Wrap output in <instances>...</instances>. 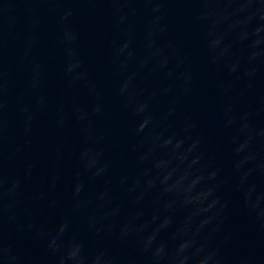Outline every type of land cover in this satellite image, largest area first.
Instances as JSON below:
<instances>
[{"label":"water","instance_id":"95a60500","mask_svg":"<svg viewBox=\"0 0 264 264\" xmlns=\"http://www.w3.org/2000/svg\"><path fill=\"white\" fill-rule=\"evenodd\" d=\"M0 264H264V0H0Z\"/></svg>","mask_w":264,"mask_h":264}]
</instances>
